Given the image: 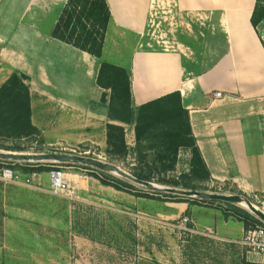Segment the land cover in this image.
I'll list each match as a JSON object with an SVG mask.
<instances>
[{"label":"crops","instance_id":"obj_1","mask_svg":"<svg viewBox=\"0 0 264 264\" xmlns=\"http://www.w3.org/2000/svg\"><path fill=\"white\" fill-rule=\"evenodd\" d=\"M66 2L0 0V85L12 71L28 77L31 122L42 138L81 142L98 131L99 143L106 146V125L126 124L112 121L99 103L104 91L96 85L100 59L51 36ZM106 2L111 17L102 59L129 71L132 106L179 92L210 177L229 181L248 196L263 195L264 34L251 23L256 0ZM162 13L163 19L174 16L173 33L167 28L164 38L147 36L150 27H159L156 16ZM162 43L173 46L165 49ZM124 48L129 49L125 63L106 59ZM128 126L130 149L135 136L133 125ZM178 155L189 160L191 153L180 149ZM189 205L183 211L189 212ZM188 217L198 230L224 233L230 241L245 231L240 222L234 237L237 228L225 219L214 221L209 232ZM241 257L264 263L262 255Z\"/></svg>","mask_w":264,"mask_h":264},{"label":"rangeland","instance_id":"obj_2","mask_svg":"<svg viewBox=\"0 0 264 264\" xmlns=\"http://www.w3.org/2000/svg\"><path fill=\"white\" fill-rule=\"evenodd\" d=\"M164 16L163 13L156 16L155 23L159 27L154 24L147 36L159 38L162 35L164 38L167 28L173 33L171 23L175 20L174 16L163 19ZM257 27L263 36L264 23ZM172 46L162 43L165 49H171ZM128 53L129 49L124 48L121 55H112L106 59H120L125 63ZM106 92L109 94V91ZM99 103L107 107V103ZM130 128L125 125V137ZM89 137L91 139L69 143L46 140L40 135L19 139L0 138V151L20 149L15 153L87 156L114 164L129 174L136 166L151 169L156 178L165 180L190 170V159L184 155H178L174 170L163 171L159 164L152 165L155 159L152 150H141L145 163H139L134 150L135 143L131 150L126 144L128 152L123 156L108 153L110 149L107 144L101 146L100 132L88 133L86 138ZM36 163L21 162L10 166L23 180L33 172H38L35 170L38 167L33 165ZM52 163L42 167L35 180L41 184L43 191L21 183L5 184L0 180V264L242 263L241 254H245L244 249L226 239L224 233L210 232L214 221L220 224L229 219L228 224L237 228L234 237L239 236L241 221L232 215L226 216L222 209L230 211V205L217 201L214 204L219 205L214 207L195 203L191 199H176L170 196L176 194L156 192L134 183L127 189L117 190L100 181L105 179L110 183L124 184L126 179L114 172L80 163ZM5 166L0 163V168ZM55 167L65 173L69 184L66 195H52L47 191L49 172ZM156 178L151 181L152 184L168 187ZM194 183L195 191L198 192L248 196L229 181H217L209 177L206 180H195ZM186 203L190 204L189 212L183 211ZM235 205L249 211L240 203ZM183 216L197 219L210 234L198 230L192 222L188 228L196 232L174 227V222Z\"/></svg>","mask_w":264,"mask_h":264},{"label":"trees","instance_id":"obj_3","mask_svg":"<svg viewBox=\"0 0 264 264\" xmlns=\"http://www.w3.org/2000/svg\"><path fill=\"white\" fill-rule=\"evenodd\" d=\"M110 10L106 0H67L51 36L73 47L87 52L100 59L96 75V85L104 90L101 102L106 104L108 116L112 121L133 125L135 136V152L137 161L145 163L141 150H152L153 164H159L161 170H174L180 149H189L191 153L190 170L176 178L159 179L151 169L136 166L131 174L135 178L151 182L155 178L168 187L183 190H195V180H206L210 173L196 146L191 132L188 111L183 107L179 92H172L154 100L132 106L130 92V73L122 67L102 59L104 39L110 22ZM264 20V0H256L251 16V23L257 27ZM28 77L18 71H12L0 85V138L19 139L38 136L39 130L31 122L30 91ZM106 91H109L107 94ZM106 144L108 153L126 155L128 149L125 142V130L121 125H106ZM12 152L20 149H7ZM6 165L20 162L0 160ZM51 162H39L35 170ZM54 164V162L52 163ZM104 185H110L117 190L127 189L133 183L125 180L122 183H110L100 179ZM176 199H191L195 203L214 205L217 201L186 198L170 195ZM232 208L230 211L222 208L226 216L232 215L242 222L244 230L263 225L264 222L251 212L238 208L234 203L224 202ZM219 205V204H217ZM243 264L252 263L243 260Z\"/></svg>","mask_w":264,"mask_h":264},{"label":"water","instance_id":"obj_4","mask_svg":"<svg viewBox=\"0 0 264 264\" xmlns=\"http://www.w3.org/2000/svg\"><path fill=\"white\" fill-rule=\"evenodd\" d=\"M0 160L16 161V162H57V163H80L87 166H92L102 170L114 172L120 177L136 184L142 186L146 189H150L156 192H165L169 194H176L186 198H199L211 201H221L228 203H244L247 209L257 216L260 220L264 222V212L256 208L247 198L239 195H226L221 193H209V192H198L195 190H183L173 187H164L152 184L148 181H143L135 178L132 174L124 171L114 164L100 161L95 158L87 156H79L73 154H61V153H40V154H29V153H15L8 151H0Z\"/></svg>","mask_w":264,"mask_h":264},{"label":"built area","instance_id":"obj_5","mask_svg":"<svg viewBox=\"0 0 264 264\" xmlns=\"http://www.w3.org/2000/svg\"><path fill=\"white\" fill-rule=\"evenodd\" d=\"M221 93H215V97H220ZM21 163V162H20ZM39 172H33L30 176L25 179H20L18 174L14 171L12 166L6 165L5 167L0 168V180L5 184L21 183L24 186L31 187L35 190L43 191L41 184L36 183L35 180ZM69 184L65 179V173L60 168H53L49 172V186L47 191L52 195H66L68 194ZM244 197V196H242ZM247 199L258 209L264 212V194L263 195H251L247 196ZM247 206L244 203H240ZM191 222L190 217L183 216L180 217L176 222H174V227L179 228L184 231L196 232L188 228V224ZM236 243L239 247L245 250L247 253H252L256 255L264 256V226L255 225L245 230L240 239L232 241Z\"/></svg>","mask_w":264,"mask_h":264}]
</instances>
